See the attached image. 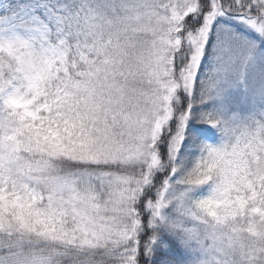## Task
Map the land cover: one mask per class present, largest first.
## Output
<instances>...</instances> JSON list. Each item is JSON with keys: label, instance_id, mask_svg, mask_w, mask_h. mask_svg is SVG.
Instances as JSON below:
<instances>
[{"label": "snow or ice", "instance_id": "snow-or-ice-1", "mask_svg": "<svg viewBox=\"0 0 264 264\" xmlns=\"http://www.w3.org/2000/svg\"><path fill=\"white\" fill-rule=\"evenodd\" d=\"M0 264H264V0H0Z\"/></svg>", "mask_w": 264, "mask_h": 264}]
</instances>
